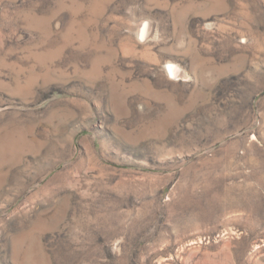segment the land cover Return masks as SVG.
I'll use <instances>...</instances> for the list:
<instances>
[{
    "label": "rangeland",
    "instance_id": "obj_1",
    "mask_svg": "<svg viewBox=\"0 0 264 264\" xmlns=\"http://www.w3.org/2000/svg\"><path fill=\"white\" fill-rule=\"evenodd\" d=\"M0 264H264V0H0Z\"/></svg>",
    "mask_w": 264,
    "mask_h": 264
},
{
    "label": "bare ground",
    "instance_id": "obj_2",
    "mask_svg": "<svg viewBox=\"0 0 264 264\" xmlns=\"http://www.w3.org/2000/svg\"><path fill=\"white\" fill-rule=\"evenodd\" d=\"M142 33H145V25H144V27H143V29H142ZM169 71H170V73H171L173 76L178 75V68H177L175 65L171 64V63H170V65H169Z\"/></svg>",
    "mask_w": 264,
    "mask_h": 264
}]
</instances>
